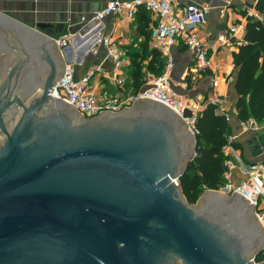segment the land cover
I'll use <instances>...</instances> for the list:
<instances>
[{"label": "water", "instance_id": "water-1", "mask_svg": "<svg viewBox=\"0 0 264 264\" xmlns=\"http://www.w3.org/2000/svg\"><path fill=\"white\" fill-rule=\"evenodd\" d=\"M47 28L0 13V264H255L249 200L185 198L197 141L181 116L142 98L84 120L52 97L67 65Z\"/></svg>", "mask_w": 264, "mask_h": 264}, {"label": "crops", "instance_id": "crops-1", "mask_svg": "<svg viewBox=\"0 0 264 264\" xmlns=\"http://www.w3.org/2000/svg\"><path fill=\"white\" fill-rule=\"evenodd\" d=\"M112 1L133 2L135 0H0V13L25 26L36 28L46 24V33L56 40L67 39L69 46L60 49L66 65L73 66L78 79L92 77L100 89L121 100L134 98L138 90L136 79L147 82L155 77L147 66L154 58L150 42V31L157 20L151 13L139 9L136 15L128 10L113 14L100 21L94 18ZM258 0H176L175 7L193 4L208 10L207 22L199 29V38L209 43L211 67L196 69L191 52L184 45L171 48L168 54H160L166 65L165 72L171 77L174 88L183 95L190 106H206L213 99L219 100L217 114L225 115L228 137L235 143L253 138V130L260 124H244L238 119L236 104L238 93L235 88L238 71L235 69L234 53L237 44L244 39L230 38L226 43L220 35L232 25L244 22L247 9ZM107 38L116 44L122 61L125 84L118 86L111 78L114 58L100 42ZM157 52V51H156ZM140 65V67H139ZM136 103V102H135ZM132 106L134 105L131 104ZM225 150V149H224ZM257 152V151H255ZM257 155L245 154L246 161H263L262 151Z\"/></svg>", "mask_w": 264, "mask_h": 264}, {"label": "built area", "instance_id": "built-area-1", "mask_svg": "<svg viewBox=\"0 0 264 264\" xmlns=\"http://www.w3.org/2000/svg\"><path fill=\"white\" fill-rule=\"evenodd\" d=\"M176 0H135L133 2L112 1L95 18L100 21L113 14H120L124 9L129 14L136 15L139 9L155 16L157 23L151 29L150 42L154 50L161 54H168L171 48L184 45L191 52L196 69L208 70L211 67L209 57V43L199 38V29L207 22L208 10L197 5L188 4L182 8L175 7ZM244 22L232 25L220 35L223 42L231 37L239 39L244 35L249 19L262 20V16L254 9L248 8ZM114 58V68L110 72V78L118 85L125 84L120 75L122 61L120 52L111 40L104 38L100 41ZM57 46L64 49L69 46L67 39L56 40ZM94 74L90 77L78 79L73 66L67 65V76L62 83L56 86L52 95L58 94L59 99L76 108L84 117L93 118L104 112H116L124 107H129L142 98L152 99L170 107L190 127L196 136V124L198 117L205 106H190L186 98L173 86L171 77L166 73L150 78L142 91L134 98L126 101L108 93L107 89H100L93 82ZM210 103L218 106L219 100L213 99ZM229 121V119H227ZM254 121L247 124L254 125ZM246 124V125H247ZM235 137H228V144L224 154L226 169L224 172V185L217 191L229 196L242 195L256 208L255 215L264 226V159L258 162L246 161L234 146ZM264 155V150H263ZM261 259H256L255 264L264 263V248Z\"/></svg>", "mask_w": 264, "mask_h": 264}, {"label": "trees", "instance_id": "trees-1", "mask_svg": "<svg viewBox=\"0 0 264 264\" xmlns=\"http://www.w3.org/2000/svg\"><path fill=\"white\" fill-rule=\"evenodd\" d=\"M254 8L262 20L247 21L244 39L237 44L234 53L235 69L238 71L235 88L239 96L236 109L239 121L244 124L250 121L264 123V0H258ZM153 54L147 69L154 76H161L166 69L161 60L162 54L158 51ZM135 84L140 91L146 82L137 78ZM216 110V105L207 102L200 113L196 124L197 157L179 180L190 204L196 203L202 191L218 190L224 185L227 160L224 149L228 144L229 126L227 117L217 114ZM234 146L243 150L238 143Z\"/></svg>", "mask_w": 264, "mask_h": 264}, {"label": "rangeland", "instance_id": "rangeland-1", "mask_svg": "<svg viewBox=\"0 0 264 264\" xmlns=\"http://www.w3.org/2000/svg\"><path fill=\"white\" fill-rule=\"evenodd\" d=\"M120 75H124V74H123V69L120 70ZM263 132H264V123H261L257 130H255V131L253 130V134H254V137H253V138H249V140L244 141V142H243L241 139H238L239 142L242 144L243 150L241 151V150L237 149V151H238V153H239L243 158L246 159L245 154L252 153V149H251V148H252V146H254V144L256 143V137H257V135H258V134H261V133H263ZM0 140L3 141V140H4V137H3V136H0ZM262 152H263V151H262ZM257 153L259 154L258 151H257V152H253L254 155H257ZM223 194H224V193H223ZM203 197H204V191H202V192L198 195V199H197L195 205L198 206L199 200H200L201 198H203ZM188 203H189V202H188ZM193 205H194V204H193Z\"/></svg>", "mask_w": 264, "mask_h": 264}, {"label": "flooded vegetation", "instance_id": "flooded-vegetation-1", "mask_svg": "<svg viewBox=\"0 0 264 264\" xmlns=\"http://www.w3.org/2000/svg\"><path fill=\"white\" fill-rule=\"evenodd\" d=\"M132 106V105H131ZM131 106H129V107H131ZM129 107H124V108H122V109H120V110H118V111H116V112H108V113H117V112H119V111H121V110H123V109H126V108H129ZM101 116V115H100ZM84 117V116H83ZM99 116H97V117H93V118H98ZM90 119H92V118H87V117H84V120H90ZM223 195H225L226 197H228V198H231L232 196H229V195H226V194H223ZM196 204V203H195ZM194 204V205H195ZM256 216V215H255ZM261 255V252H260V254L258 255V257ZM258 257L256 258V259H258ZM256 259H255V261H256Z\"/></svg>", "mask_w": 264, "mask_h": 264}]
</instances>
